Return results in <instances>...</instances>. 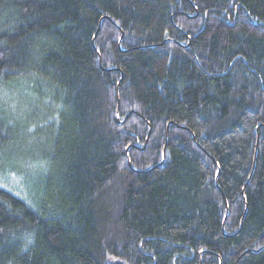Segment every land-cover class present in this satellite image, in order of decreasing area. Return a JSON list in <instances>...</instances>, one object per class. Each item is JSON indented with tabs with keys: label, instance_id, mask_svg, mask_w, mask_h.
<instances>
[{
	"label": "trees",
	"instance_id": "trees-1",
	"mask_svg": "<svg viewBox=\"0 0 264 264\" xmlns=\"http://www.w3.org/2000/svg\"><path fill=\"white\" fill-rule=\"evenodd\" d=\"M0 264H264V0H0Z\"/></svg>",
	"mask_w": 264,
	"mask_h": 264
},
{
	"label": "rangeland",
	"instance_id": "rangeland-1",
	"mask_svg": "<svg viewBox=\"0 0 264 264\" xmlns=\"http://www.w3.org/2000/svg\"><path fill=\"white\" fill-rule=\"evenodd\" d=\"M0 101H2L3 103H6V104H11L13 103V106H16L17 105V101H15L14 99L11 98V96L8 94V93H0Z\"/></svg>",
	"mask_w": 264,
	"mask_h": 264
}]
</instances>
